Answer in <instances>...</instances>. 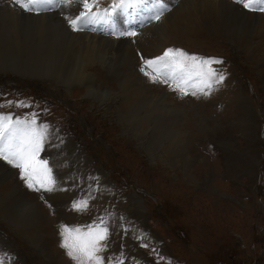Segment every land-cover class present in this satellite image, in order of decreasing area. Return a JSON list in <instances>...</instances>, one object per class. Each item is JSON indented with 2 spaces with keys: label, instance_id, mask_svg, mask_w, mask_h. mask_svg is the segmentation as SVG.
Masks as SVG:
<instances>
[{
  "label": "rangeland",
  "instance_id": "374dc122",
  "mask_svg": "<svg viewBox=\"0 0 264 264\" xmlns=\"http://www.w3.org/2000/svg\"><path fill=\"white\" fill-rule=\"evenodd\" d=\"M116 2L97 0L93 9L101 11L104 19L92 26L108 30L111 22L113 31L86 27L88 32L115 40L136 36L118 32L119 17L121 24L137 25L135 7L132 14L128 11L132 19L119 10L115 16V12L103 11ZM257 12L264 17V12ZM168 48L218 58L222 63L213 67L224 80L213 83L207 95L199 91L192 95V88L188 95H181L171 80L153 81L141 72L144 60ZM136 49L134 67L147 84L140 88L148 86L152 95H169L176 106L168 108L172 118L168 123L178 136L189 138L188 155L167 157L160 150L168 148L169 139L161 131L166 130L164 123L158 125L159 134H154L155 124L148 120L139 128H134L133 121L118 120L115 112L122 98L107 108L84 87L67 90L61 78L55 77L54 82L48 75L21 77L9 71L17 67L8 63L9 70L0 73V113L22 122L31 121L34 114L37 126L46 127L42 151L48 148L40 158L49 161L58 189H29L18 169L0 162L8 175L0 180L2 198L17 187L22 196L14 198L33 204L22 214L27 229L15 226L11 215H5L11 208L1 202L3 264H74L60 247V226L84 228L100 219L109 228L101 253L105 264H115L117 259L124 264H264V78L249 56L252 50L200 30L169 41L155 54ZM112 68L104 65L95 76L118 89L119 69ZM158 144L160 149L150 147ZM84 199L88 209L73 210V202ZM24 204L11 205L20 208Z\"/></svg>",
  "mask_w": 264,
  "mask_h": 264
},
{
  "label": "bare ground",
  "instance_id": "6f19581e",
  "mask_svg": "<svg viewBox=\"0 0 264 264\" xmlns=\"http://www.w3.org/2000/svg\"><path fill=\"white\" fill-rule=\"evenodd\" d=\"M165 3L168 10L158 21L149 19L153 3L145 0L144 4L137 5L136 21L138 27L141 25L139 28L137 25L121 24L123 21L119 17L118 32L134 31L137 35L131 40L123 38L115 40L102 34L88 32L86 28L80 31L70 29L66 17L74 16L81 11L82 7L77 5L67 8L54 6L41 10L38 14L27 12L23 14V10L18 8L13 0H0V73L9 70L5 67L8 63V66L17 67L9 71L21 77L48 75V78L53 76L51 79L54 82L58 80L55 77L61 78L60 82L66 84L64 87L67 90L78 86L84 87L89 95L93 93L98 103L107 108L112 106L116 98H122V105L117 106L118 114L115 112L118 120L124 123L133 121L134 128H139L142 122L146 123L148 120L155 124L154 134H159L158 128L161 126L158 125L164 123L166 130L161 131L169 139L168 148L160 149L162 145L159 144L158 147L154 145L150 147L162 150L167 157L170 154L188 155L186 146L189 144V138L187 139L186 135L178 136L173 132V126L169 124L172 118L167 114L170 112L168 108L171 105L176 106L169 99V95H152L148 86L140 88L141 84L146 82L137 74L134 67L136 48L147 49L155 54L166 47L169 41L182 39L185 35L200 30L220 39L232 40L237 47L243 46L252 50V54L248 55L257 62L260 77L264 78V17L258 12L244 10L235 0H165ZM129 15H131L129 12L124 14ZM104 65L109 69H113L112 67L119 69L120 74L118 71L116 74L119 80L118 89H114L112 83L108 85L96 78V72ZM144 109L145 114L142 113ZM154 140L157 143L155 136ZM5 178L8 179V175L0 169V180ZM14 189L17 191L4 198L2 195L5 193L0 191V204L4 201L11 208L10 213L5 215H11L12 221H16L15 226L27 227L25 224L28 226L29 224L22 214L33 205L32 201L23 197V200L17 201L14 196L22 193L17 187ZM11 198L14 199L10 200ZM9 201L13 205L22 201L25 204L15 208ZM37 240L35 239V242Z\"/></svg>",
  "mask_w": 264,
  "mask_h": 264
},
{
  "label": "snow or ice",
  "instance_id": "6c2138e0",
  "mask_svg": "<svg viewBox=\"0 0 264 264\" xmlns=\"http://www.w3.org/2000/svg\"><path fill=\"white\" fill-rule=\"evenodd\" d=\"M15 4L23 11L39 12L52 6L64 8L77 5L82 7L74 16L66 17L67 23L74 31H80L91 24L99 23L104 19L97 11H94L97 0H14ZM145 0H118L114 3L113 10L124 11L144 4ZM153 3L152 15L149 19L159 20L163 13L168 10L165 0H149ZM244 9L253 12H264V0H235ZM121 36H135L134 31H124ZM222 63L218 58L200 57L189 54L183 49L168 48L163 54L151 59L144 60L141 72L153 81L161 79L168 83L169 80L176 85V90L181 95H188V89L196 95L197 91L209 94L213 83H221L224 75L218 73L214 64ZM207 89V91H205ZM8 103H22L8 101ZM23 124L24 127H19ZM46 127H38L35 115L31 121H13L11 115L0 113V162H6L19 170V177L27 188L34 191L44 190L53 192L57 190V183L53 177V168L47 159H41L46 139ZM89 207L86 199L74 201L73 210L83 212ZM60 247L66 251L74 264H105L106 258L101 255L106 242L109 239V228L105 226L103 219L99 223L88 225L84 228L79 226L61 225ZM122 255V254H121ZM111 261V258H107ZM0 264L3 260L0 259ZM115 264H124L123 259H117Z\"/></svg>",
  "mask_w": 264,
  "mask_h": 264
}]
</instances>
